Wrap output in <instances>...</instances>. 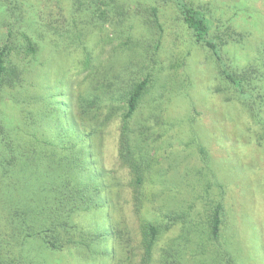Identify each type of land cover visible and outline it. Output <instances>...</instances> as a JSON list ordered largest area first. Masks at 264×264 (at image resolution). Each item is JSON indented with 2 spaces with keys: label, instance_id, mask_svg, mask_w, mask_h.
<instances>
[{
  "label": "rangeland",
  "instance_id": "1",
  "mask_svg": "<svg viewBox=\"0 0 264 264\" xmlns=\"http://www.w3.org/2000/svg\"><path fill=\"white\" fill-rule=\"evenodd\" d=\"M188 1L209 18L208 39L222 44L226 67L241 70L257 61L264 45V0ZM4 47L20 82L6 86L0 119L18 127L21 137L30 139L27 133L38 129L40 139L59 141L64 124L80 115L81 95L101 94L96 87L114 84L125 89L132 77H150L133 124L153 113L161 118L149 139L156 159L142 197L131 167L121 161V115L78 143V149L91 146L83 176L106 184V200L79 218L85 246L53 250L30 241L22 250L25 264H139L141 224L155 217L157 207L182 204L194 222L207 227L219 201L222 234L214 243L229 249L235 264H264V129L230 100L220 61L197 42L177 0H0ZM95 170L103 178L96 179ZM160 194L169 204L162 205L166 197Z\"/></svg>",
  "mask_w": 264,
  "mask_h": 264
},
{
  "label": "trees",
  "instance_id": "2",
  "mask_svg": "<svg viewBox=\"0 0 264 264\" xmlns=\"http://www.w3.org/2000/svg\"><path fill=\"white\" fill-rule=\"evenodd\" d=\"M177 3L197 42L206 44L220 61L219 70L227 83L230 100L238 101L264 129V45L254 64L246 69H230L222 63V44L208 39L211 23L206 14L188 0ZM8 53L7 47L0 49V100L7 85L20 82L17 70L9 68ZM149 88L148 76L142 80L132 77L125 89L115 84L103 89L96 87L102 95L89 90L80 96L78 119L72 125L64 124L59 141L40 139L38 129L27 133L30 139L21 137L18 127H8L0 119V264H25L28 256L22 250L30 241H41L53 250L85 246V228L79 218L102 206L107 187L101 181L92 183L84 178L91 165L87 162L92 157L91 146H81L82 151L78 143L84 144L92 135H99L115 115H121L122 121L121 161L131 167L132 184L137 197H142L147 189V171L156 159L150 155L149 139L153 130L161 126V118L153 113L145 124H133L132 120ZM46 126L43 127L50 131ZM163 135L161 132L160 136ZM202 152L209 162L208 151L203 148ZM93 176L98 179L104 174L95 170ZM158 197H166L162 205L169 204L168 196ZM153 215L154 218L141 224L139 264H225L224 261L235 264L232 252L214 243L222 234L221 201L216 204L207 227L194 222L182 204L176 208L157 207ZM173 230L178 234L172 235ZM163 239L165 245L160 247ZM29 263L35 264L33 260Z\"/></svg>",
  "mask_w": 264,
  "mask_h": 264
}]
</instances>
